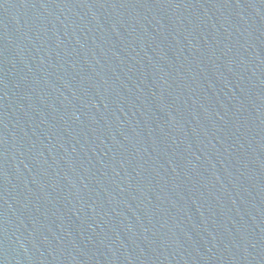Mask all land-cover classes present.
Segmentation results:
<instances>
[{
	"label": "water",
	"instance_id": "obj_1",
	"mask_svg": "<svg viewBox=\"0 0 264 264\" xmlns=\"http://www.w3.org/2000/svg\"><path fill=\"white\" fill-rule=\"evenodd\" d=\"M0 264H264V0H0Z\"/></svg>",
	"mask_w": 264,
	"mask_h": 264
}]
</instances>
